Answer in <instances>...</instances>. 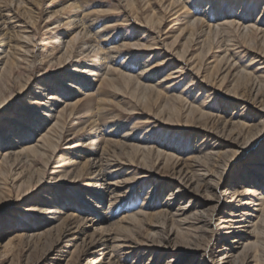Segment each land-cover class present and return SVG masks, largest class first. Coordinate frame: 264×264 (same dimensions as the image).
Listing matches in <instances>:
<instances>
[{"label":"rangeland","instance_id":"374dc122","mask_svg":"<svg viewBox=\"0 0 264 264\" xmlns=\"http://www.w3.org/2000/svg\"><path fill=\"white\" fill-rule=\"evenodd\" d=\"M21 1L12 0V7ZM77 1L43 0L42 6L46 11L41 14L38 26L34 27L25 16L21 22H14L19 26H27L26 34L33 33L31 36L37 43L34 53L36 50L37 54L41 51L43 59L45 58L41 64L37 62L40 60L37 57L34 66L27 70L29 74L25 73V63L34 62L31 53L29 57L20 54L22 56L17 61L22 69L20 72L5 74L2 73L3 54H0V264H85L87 258L78 252L74 253L75 245H81L85 235L104 229H107L106 233L111 237L123 235L119 237L120 240L130 239L139 243L134 253H126V247H119L117 255L122 259L119 260L122 264H152L160 258L162 264H195L196 260L192 263L191 257L195 250L191 247L202 245H206L207 255L212 251H230L222 248L228 247L224 245L222 234L218 237L210 233L205 238L197 239L183 235L192 232L191 227L188 222L178 220V217L183 216H176L166 219V230L171 228L179 235L177 238L171 237L177 246V254L166 255L156 246L157 243L152 244L146 238L149 231L146 223L155 219L153 215L163 206L160 204L179 185L173 182L172 176L177 175L175 173L181 167L184 173L185 170L189 172L185 178L189 187L173 195L169 211L175 214L178 208L191 206L190 212L198 214L207 207L198 205V202L206 198L207 193L202 187L196 193V184L190 179V171L194 168L196 178L201 180L206 165H200L205 160L206 153L215 147L219 155L211 156L207 166L218 171L219 175L223 173L216 191L221 198L216 211L231 216H236L235 212L243 213L241 220L244 227L241 234H252L253 230L249 229L248 222L245 221L254 219V216L258 220L260 207L258 215L250 210L257 209L255 204L260 203L262 196L261 207L264 206V126L263 114L259 110L264 103V0H120L119 3L118 0H90L79 17L84 13L89 14L86 17L90 18L100 16L96 23L87 21V25H91L87 30L90 29L93 36L96 32L99 33L95 40L106 49L104 51L110 57L106 64L99 67H90L92 61L85 60L87 57H84L89 51L91 53L88 56L91 57L93 49H97L99 45L89 43L81 49L75 44L67 54V37L59 40L62 44L58 47L56 38L51 33L55 32L58 23H64L55 21L70 12L69 3ZM129 2L131 5L128 6ZM182 5L185 7L181 8ZM192 8L196 11L190 15ZM160 10L164 11V17ZM178 14L181 17L177 18ZM235 15H244L249 21L236 25V22H232ZM200 20L210 27H201ZM113 24L116 26L112 28L105 29L103 26ZM184 25L193 27L189 36L182 29ZM27 47L21 50L27 53L28 49H33L31 45ZM63 56L66 58L65 63L57 65L58 58L63 59ZM181 58L188 60L190 66L180 61ZM127 65L132 67L129 69ZM184 65L181 75L180 70ZM148 67L151 69L148 70ZM153 71L156 72L152 75ZM246 72L256 80L257 88L249 91L248 85L247 89H243L246 88L243 85L246 82L242 75L247 74ZM17 73H22L21 77ZM238 74L240 80L237 79ZM26 76H30L27 83ZM88 78H98V81L89 84ZM212 78L216 80L215 86L209 83L213 81ZM235 79L242 82V91L247 95L242 100H233L228 96V93L231 94L229 90L233 91L237 83ZM222 80L223 83L218 88ZM49 82L61 84L63 91L50 94L53 91L48 90ZM258 88L261 90L255 96ZM69 92L70 95L67 94ZM92 94L94 95L90 96ZM49 96L54 98L50 99ZM98 97L104 98L100 99L108 109L106 113H113L119 119L116 124L108 123L103 126L112 128L118 125L119 135L110 134L109 143L100 141V146H105L108 152L107 157L118 159L102 169L109 181L125 184L120 183L125 196L111 216L105 217V214L104 219L86 224L85 234L73 244L57 251L52 244L62 222L67 215L74 213L75 206L70 207L71 209L62 207L53 215L49 213V209L55 203H73L74 200L78 204L84 202L92 205V212L101 215L108 210V195L105 205L96 208L88 201L89 191L84 186L90 181L89 177L76 178L74 173L69 172L72 169L70 164L65 163L75 153V148L70 146L81 141L82 137L72 134V130L62 134L60 132L65 123V129L73 131L84 126L82 120L73 126L70 121H77L75 117L79 113H85L82 106L88 101L92 100V106L97 105ZM55 99L58 101L51 110L42 107L44 103ZM36 100L39 103L32 104ZM191 107L199 111L194 114V119L192 114H188ZM26 117L31 121L25 120ZM164 119L175 124L168 125ZM56 120V138L51 141L55 146L44 141L45 145L55 150L50 161L46 163L53 150L45 151L44 157L41 158L40 155L38 159L34 157V152H39V149L25 153L24 147L43 143L38 140ZM193 121L207 130L194 127L191 125ZM224 121L230 124H225ZM243 124H247V127L242 128ZM36 125H40V128ZM232 126L235 129L230 131ZM224 128L228 131L223 132ZM127 132V135L141 138L140 142L143 144L148 142L162 154L158 160L154 156L149 157V161H153L150 172L137 164L139 158L136 157L140 154L134 157L130 145L115 148L114 143L117 141L125 140V143L134 146L139 143L134 138L122 137ZM27 134H30V141L27 144L20 142L19 137ZM236 136L240 146L231 143V137ZM20 150L23 151L22 154ZM128 156L132 157L133 162ZM20 171L21 176H17ZM3 172L8 174L7 179L1 174ZM12 178H16L14 187L10 183ZM232 182L235 183L231 185ZM240 186L245 188H239ZM251 186L259 194L245 191ZM208 189L214 193L212 188ZM223 190L224 194L221 193ZM96 192L99 193V189ZM138 212L147 213L145 220L136 215ZM248 213H253L254 216H248ZM128 216L134 218L131 224L123 221ZM138 219L142 221L139 222ZM213 220L215 224H219L216 215ZM255 220L256 218L253 221ZM262 229L264 232V225ZM256 238L254 233L247 241L255 242ZM239 251L241 249L230 253L236 255ZM257 255L255 263L264 264L261 256H264V249L260 248ZM199 258L205 264H212L208 257L201 255Z\"/></svg>","mask_w":264,"mask_h":264},{"label":"bare ground","instance_id":"6f19581e","mask_svg":"<svg viewBox=\"0 0 264 264\" xmlns=\"http://www.w3.org/2000/svg\"><path fill=\"white\" fill-rule=\"evenodd\" d=\"M187 1L189 0H186L185 2ZM42 2L43 0H22L17 5L14 4L12 7V0H0V54L1 53L3 54L2 59L4 60L3 61L4 67L2 69L3 74L7 72L11 73L14 71L20 72L22 69L19 63H17V61H19V58H21L23 54H24L23 56L29 57L30 55L29 53H31L32 54L31 57H34L33 63H31V61L29 63H25L27 67V69L25 70V73L29 72L27 70H30V68L34 66L33 64H35V62L37 61V57L40 59L39 61H37L38 63H41V64L44 63L45 58L43 59L41 51L39 52V54L36 53L37 50L35 52L36 54L34 53V48L36 47L37 43H35V41L33 40V37L31 36V34L33 35V33L26 34L27 26H19V25H16V23L14 24V22H21V19L23 20V16H25V18L31 20L34 27L38 26V21L40 19L41 14L44 11H46L45 8L42 6ZM63 2H67V0H63ZM87 2H90V0H78L76 3H69L68 9L70 12H67L61 15L60 18L56 19L55 21V22L64 21V23L62 24L58 23L57 29L54 28L55 32H51V33L54 36V38H56V44H58V47L60 46V44H62L59 40L64 36L67 37L66 43L68 44V46L65 49L67 54H69L70 51L73 50L75 44H78L77 47L81 49H84L83 45H86L89 43L90 44L96 43L97 46L99 45V42L95 40L96 34H99V33L96 32L95 36H93V34L91 33V30L90 29L87 30V28L91 27L90 24L87 25V21L90 20L92 23L94 22L96 23L97 20L100 18V16L96 15V17L90 18V17H86L89 14L84 13L81 15V17H79V13L82 11V9L87 8L86 7L88 4ZM119 2L120 0H118V3ZM130 3L131 2L128 3V6L131 5ZM184 7L185 5H182L181 8H184ZM185 11H188V10H185ZM194 11H196V9L192 8L189 14L193 15ZM160 12H162L161 15L164 17L163 15L164 11L160 10ZM176 17L179 18L181 17V15L178 14L176 15ZM245 21H249V20L245 18L244 15H241V16L235 15L232 20V22L234 23L236 22L235 23L236 25H238L237 23L242 24ZM222 24H224V22ZM205 25L210 27L209 24L203 23V21H201V27ZM103 26L106 29L109 27L112 28V26H116V24L103 25ZM188 28H190V30H187ZM77 29H79L78 32H75ZM182 29L186 31L185 33L188 34V36L193 31V27H190L189 25H184ZM34 35L36 36V33H34ZM25 39H27V41H25ZM193 43L195 42L193 41ZM22 45H24L25 47H23ZM28 45H31L33 49L32 50L28 49L27 53H24L21 49L22 48L27 49ZM104 50L106 49L102 48L99 45L97 49H93V52H92L93 54L91 57L88 56L89 55L88 53H91L90 51L84 55V57H87L85 58V60H90L93 62V63L91 62L90 67H92L93 65L96 67H99L107 63L110 57ZM20 54L22 55L20 56ZM64 57L65 56H63V59L62 57L58 58L57 65L61 63H65L66 58ZM181 59L182 60L180 61H183L185 65H189L188 60L184 58H181ZM185 65L182 66L183 69L180 70L182 72L181 75H183ZM127 67L130 69L132 66L127 65ZM150 69L151 68L148 67V70ZM155 72L156 71H153L151 74L153 75ZM229 72L230 71H228L227 74H229ZM21 75L22 73H17V76L21 77ZM239 75L240 74L237 75V79L240 80ZM196 76H199V75H196ZM209 78L211 79V77ZM72 79L75 80V77H72ZM237 79H235V82L237 83L235 84L234 90L233 91L229 90L231 94L228 93V96L231 97L233 100H242L247 95H245V93L242 91V86H241L242 82L238 81ZM242 79L246 82L243 84L246 86V88L243 87V89H247L248 85H249V88H248L249 91L254 87L257 88V82L251 76V74L247 73V74L242 75ZM29 80H30V76L28 78L26 76L25 82L27 83ZM88 80L90 81L89 84L91 82L96 83L98 81V78H94L93 80L88 78ZM215 81L213 79V81L209 83L215 86L217 84ZM222 83H223V80L218 84V88L222 85ZM49 84L50 86H48V90L53 91L50 94H55V91H57V93L63 91L62 87H60L61 84L59 85L58 83H51V82H49ZM260 90H261L260 88L257 89L255 96L258 95ZM98 92L101 94L100 89L98 90ZM67 94L70 95V92ZM93 95L94 94L90 96H93ZM48 98L53 99L54 97L49 96ZM100 98L99 97L96 98L97 105L95 106H92L91 104L92 100L85 103L84 106H82V109H84L85 113H79L78 116L75 117L77 121H74V122L73 120L70 121V125L73 126L74 123H78V121L82 120L83 123H85L84 126H81V128H79L78 130L73 131V129H65L66 128V123H65V125L61 126L60 132L62 134L63 132H67V130H70V131L72 130V134L82 137L81 141L75 142L74 144L70 146V148L71 147L75 148L74 149L75 153L72 155V158L67 159L65 163L70 164V167L72 169H70L69 172L74 173L76 178L89 177L90 181L85 183L84 186H86L89 191L87 195L88 201L90 203H93V205H95L96 208L98 207L102 208L105 205V200H107V195H108V202H109L108 210L105 211L106 213L101 215V214H95V212H92L90 209L92 205L90 206V205L84 204V202L83 203L80 202L81 204H78V203H75L76 200H74L73 203L72 202L65 203L63 201L59 203H55V206L49 209V213L53 215H55V213L59 211L58 209L61 210L62 207L70 208V207L75 206L74 207L75 210L73 211L74 213L67 215L66 220L62 222V226L57 233V238L56 240H54L52 244V246H54V248H56L57 251L61 250L63 247L73 244L77 239L80 238V236L85 234L86 233L85 227H87L86 224H93L95 221H99V219H104L105 214H106L105 217L111 216L115 212L114 208L117 207L121 199L125 196L124 191L121 190L120 188L122 187L120 186V183H122L123 185L125 184L119 181H109V179L106 178L105 172H103V169H102L103 167L110 165L112 161H117L118 159L117 157L109 159L107 157L108 152L105 146H100V141L102 140L105 143L107 142L109 143L110 140L108 136H110V134L114 133L115 135H119L118 125L113 126L112 128H109V127L106 128L103 126L107 125L108 123L116 124L117 122L116 120H119V119H118V116L113 115V113H106L108 109H106V107L101 101V99L103 100L104 98H101V99ZM57 101L58 100L55 99L54 101L52 100L49 103H44L42 107L44 109L51 110L54 104L56 105ZM36 103H39L38 100L32 102V104H36ZM259 110L263 114L262 125L264 126V103L260 106ZM197 112L199 111L196 108L191 107L188 114H192L193 119H194L196 117L194 116V114L196 115ZM42 117H44V115L41 116V118ZM50 117L52 118V115H50ZM90 118H93V119H90ZM25 120H27L28 122L31 121L29 117H26ZM48 120L49 119H46V121ZM165 121H166L165 123L168 125L175 124L169 119H166ZM223 123L228 124V125L230 124V122H226V121H224ZM57 125H58V120H56V122L53 124V126L48 130L46 134L41 135V138L38 141H41L43 143L41 144L37 143L38 145L24 147L23 148L24 152L25 153H28L29 151L34 152L36 151V149H39L40 154H38L39 152H34L36 154V156L34 157L38 159V156L40 157V155H41V158L44 157V155L46 154L45 151L53 150V151H50L51 157L46 160V163H48L50 159L52 158L55 150L45 145L44 141L48 142V144L52 147L55 146L53 145V143H51V141H54L53 138H56V131L54 130V127ZM191 125H193L196 128H202L204 130H207L203 127H200L198 123H195V121H193ZM36 126L40 128V125H36ZM241 127L246 128L247 124H243L241 125ZM234 129L235 128L232 126L229 130L233 131ZM102 130H103V133H102ZM225 131H228V130L224 128L223 132ZM104 133H107V134H104ZM83 134H86V135H83ZM127 134L129 133L128 132L125 133L124 135H122V137L134 138L136 140H139L138 141L139 143H137L134 146V145L125 143L127 142L125 140L117 141L116 143H114V145L116 146L115 148H119V147L124 148L125 146L130 145V147L132 148L131 153L134 157L136 156V154H140V156L136 157V159L139 158L137 164H140L141 168H144L150 172L152 169L153 161H149V157L154 156L156 160H158L162 156V154L159 153L158 150H154L152 146L148 144V142L143 144V142H140L141 138L139 139L136 137H132L131 135H127ZM59 137H60V134L57 136V138L59 139ZM30 139H31L30 134H27L26 136L21 135L19 137V141L26 143V144L28 143V141H30ZM231 139H232L231 141L232 144L236 146H240L237 136L235 138L231 137ZM221 145H225V144L221 143ZM19 152H21V150ZM112 152L116 153L114 150H112ZM22 153L23 151L20 154ZM218 153L219 152L216 151L215 147L210 149L206 153L207 156L205 160H203V163L200 165V166L206 165L205 168H203V170H205V174H202L203 178L201 180L196 178L197 174L195 171H193L194 168H191V171H190V179L191 181H195V184H196L194 186L196 193L202 190L201 187L203 188V191L207 193L206 198H203L202 202H198V205L203 206V207L207 206V207L203 208L202 211L198 212V214L196 212L195 213L190 212L191 206H188L187 208L180 207L177 210L178 212H176L175 214L169 211L171 208L170 202L174 200L173 195L180 193L181 191H183L184 188L187 189L189 187V185L185 181V178L189 175L188 174L189 172L185 170V173H184V170L182 169V167L179 168L177 173H175L177 175L172 176L173 182H177L179 185L174 190H172V193L170 194V196L166 197V201L160 204V206L161 205L163 206H161V208L158 209L156 213L153 215L155 216V219L153 221H147L146 226L149 227V231L146 234V238L150 239L152 244L157 243L156 246L164 251L163 254L175 256L177 254V246L172 242L171 237L173 236V238H177L179 235L178 233H174V231L171 228L169 231L166 230L167 221H168L166 219L175 218L176 216H183V217H178V220L181 219L180 221L188 222L189 223L188 225L191 227V230H192V232H188L183 235H187L191 239H197L200 237L205 238V236H209L210 233L212 234V236H218V237H220L219 235L222 234L224 237V242H225L224 245L228 246L227 248L224 246L222 248L230 250V251H225V252L224 251H217V252L212 251V252H209V254L207 255L206 245H202V247L200 246L191 247L192 250H195V251H192L191 253V257L193 260V261L191 260L192 263L196 260L195 264H205V262H203L202 259L199 258L202 255L203 257L205 256V257L210 258L212 260V264H260L259 262L255 263V260L257 259V256H258L257 251L260 248L264 249V235H262L264 234L263 229H262L264 225V206L261 207L263 204L261 203V200H263V196L260 198V203L255 204L257 209L253 208L252 210H250V211L256 212V214L258 215L259 207H260L261 214L258 220H257V216H254L253 213H248V216H254V219L256 218V220L253 221L254 219H252L250 221H245V222H248L249 229L253 230V232L251 231L252 234L249 233L248 236L242 235L241 229L244 226H243V220L241 219L243 218L242 217L243 213L235 212L234 215L236 216H233V215L231 216L223 212L217 213L216 211L217 207H219L221 203V198L219 195L216 194V191L219 188V184H220V181L222 180L223 173L219 175L218 171H216L215 169L209 168L207 165H209V162H208L209 158L211 156L212 157L218 156L219 155ZM128 158L130 159V161L133 162V160L131 159L132 157L128 156ZM81 160H84V161H81ZM18 162H17V165H18ZM19 168H21V165L19 166ZM174 172H175V169L171 171L172 174H174ZM1 174L6 179L9 177L8 174H4V172ZM21 174H22V171L18 172L17 176H21ZM15 180L16 178L11 179L10 181V183L12 184L11 187L15 186ZM173 182L171 184H173ZM234 183L235 182H232L231 185H233ZM208 188H212V190H214V193H211ZM239 188H245V186H240ZM96 189H99V193L96 192ZM164 191H165V187L163 186L162 192ZM224 191L225 190H223L221 193L224 194L225 193ZM245 191L249 194L251 193L259 194V192L255 189L254 186L249 187ZM160 193L161 192L159 191V195ZM136 215L139 217H143L144 218L143 220H145V218L147 217L146 212H138ZM214 215H216V217L219 219L218 220L219 224L214 223L215 222L213 220ZM232 217H239V218H232ZM133 219L134 218H132L131 216H128V217L123 218V221L131 224ZM137 221L141 222L142 219H138ZM219 226L221 228H219ZM106 232H108L107 229H104V231H97L93 234L85 235L84 239L82 240V244L75 245L76 249L74 253L78 252L82 256L86 257L87 261L85 264H122V263H119V260H122V259H120V257H118L117 255L119 251V247H126L128 249L126 253H134L135 250L138 249L136 245H138L139 243L137 241H133L130 239L120 240L119 237H122L123 235L111 237V235H109ZM254 233L257 235L255 242L247 241L249 237L253 236ZM190 243H193V242L190 241ZM238 249H241V251H239L238 254L235 255V253H230ZM261 256L263 257V260H264V256L263 255ZM160 259H158L156 262L152 264H162L163 261H161ZM180 263H183L182 260H180ZM165 264H169V262L168 263L165 262Z\"/></svg>","mask_w":264,"mask_h":264}]
</instances>
